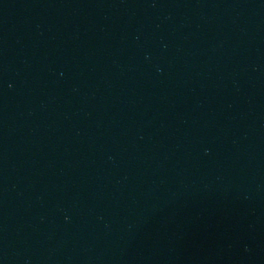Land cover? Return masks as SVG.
I'll use <instances>...</instances> for the list:
<instances>
[{
  "label": "water",
  "instance_id": "1",
  "mask_svg": "<svg viewBox=\"0 0 264 264\" xmlns=\"http://www.w3.org/2000/svg\"><path fill=\"white\" fill-rule=\"evenodd\" d=\"M0 264H264V0H0Z\"/></svg>",
  "mask_w": 264,
  "mask_h": 264
}]
</instances>
